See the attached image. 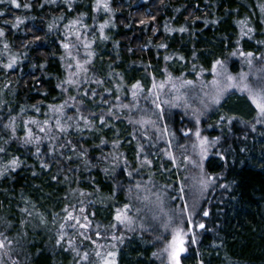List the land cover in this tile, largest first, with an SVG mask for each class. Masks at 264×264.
<instances>
[{"label":"trees","instance_id":"16d2710c","mask_svg":"<svg viewBox=\"0 0 264 264\" xmlns=\"http://www.w3.org/2000/svg\"><path fill=\"white\" fill-rule=\"evenodd\" d=\"M18 2L21 8L0 5L4 11L0 30L9 49L22 59L15 68L1 69L2 77L9 80L3 95L5 103L11 104V116L23 106H38L45 111L64 105V38L49 30L48 22L52 16L75 17L87 9L83 2H76L71 10L48 6L44 0ZM25 4L30 7L25 8ZM111 4L115 27L110 48L99 49L90 74L93 81H102L93 93L104 101L108 99V103L93 109L83 95L82 110L91 121L90 126L63 133L40 132L36 135L39 144H25L22 136L10 138L8 133L0 139V147L6 150L0 159L7 163L19 157L21 161L15 172L0 178V237H7L14 250L22 253L17 262L23 258L29 264H67L77 257L71 256V250L64 251L65 242L57 244L65 208L75 210V215L87 216L95 227H109L115 221L117 208L133 203V209H144L143 204L136 205L137 199L148 195L140 187L153 180L168 185V194L174 195L177 202L169 204L179 215L183 214L187 252L181 255V264H264V130L248 132L246 125L255 122L251 108L240 105L231 109L223 102L206 113L207 117L201 116L199 124L186 120L176 110L165 116L166 123L158 119L157 124L166 125L182 145L186 142L183 133L189 130L188 136L195 137L198 129L201 138L215 141L220 136L222 140L221 150L210 149L204 161V174L207 178L217 176L218 184L209 183L199 207L192 208L184 201L189 194L188 183L182 184L181 192L180 177L165 154L167 145L140 123L126 122L116 110L113 96L104 93L114 85L106 75H121L126 84L134 78L144 80L145 69L160 79L171 70L177 74L200 68L209 74L216 60H229L235 72L231 56L238 50L254 53L252 65L261 66L264 0H112ZM18 18L27 20L14 27ZM239 21H246L254 29L249 34L251 39L241 38ZM180 28L187 30L180 32ZM162 42L165 53L156 49ZM86 91L90 92L85 88ZM126 101L121 105H126ZM142 111L148 115L145 109ZM42 116L46 117L39 115ZM222 116H226L224 120L219 118ZM228 117L242 119L245 125L239 126L237 120L228 124ZM101 118L104 124L100 123ZM108 155L114 162L117 157L111 167ZM145 160L151 163H143ZM136 184L140 187L136 188ZM80 207L85 208L83 214L78 211ZM204 211L209 215L204 216ZM185 215L191 217V224ZM143 217H136L135 229L120 243L117 264H163L159 253L171 233L161 230L153 234L152 226H143L151 221ZM28 222L33 229L39 225V230L31 229ZM201 223L205 225L203 229L198 227ZM192 234L195 244L191 243Z\"/></svg>","mask_w":264,"mask_h":264},{"label":"rangeland","instance_id":"374dc122","mask_svg":"<svg viewBox=\"0 0 264 264\" xmlns=\"http://www.w3.org/2000/svg\"><path fill=\"white\" fill-rule=\"evenodd\" d=\"M112 0H108L110 11H105L104 9H100L99 11L95 10L96 0H55L53 3L52 0H44L45 4L48 6H63L67 9L71 10L72 6L75 5L76 2H83L85 3V7L87 8L85 11L82 10V12L78 13L75 17H69L66 18L65 16H52L51 19L48 22V28L54 33H60L62 37L64 38V43H71L74 40L73 33L75 31H80L82 35V39L91 44V48L85 49L83 46L80 47L79 52H76L75 54L79 57L81 62H83L85 59H90L91 63L86 65V67L89 69L86 76L88 82H83L85 79L84 74H81L79 77H73L75 80L80 81L75 87L68 86L64 84L63 91H64V108L62 110V114L60 112L53 111V109L45 110L43 111L41 107L35 106H23L20 109H18V113H16L14 116H11V104L5 103L4 99V93L8 87L9 80L8 78H4L1 75V69H10L6 67L8 64H12V68H15L18 64L20 57L18 54L16 55L14 52L9 49V43L4 38V36H0V139H3V134L8 133L10 138H13L15 136H24L26 135V129L31 128L34 135H38L40 133L38 127L33 124H29L28 121L35 120L40 123L41 126L45 127V131L51 132L52 131H58L55 127V121L56 119H60L61 123L64 124L69 130H78L81 128V126H86L83 124V121H79V124L77 125V120L80 115L86 116V112L82 110V108H85V103H83V99L85 100L83 93L85 91V88L88 89L89 95L86 96L87 99L92 103L93 109L95 107L99 108L102 105L108 103V99L105 101L102 100V97H98L97 94L93 93L95 89L98 88L97 83H92L93 78L90 76L91 74V65L94 63V58L97 56L99 57V49H103L106 51V49H109V45L111 44L112 39V29H114V10L112 8L111 4ZM5 4H10L8 0H6ZM1 5V4H0ZM21 8V7H20ZM0 12H3L0 10ZM20 20L23 21V23L26 22V18H20ZM73 20H79L80 22L76 25L74 29H67V25L73 21ZM23 23H20L19 27ZM106 25V27L103 29V34H101L100 31V25ZM15 25V24H14ZM254 30V29H253ZM169 33V31H167ZM253 33V32H252ZM103 37H106V39H103ZM71 36L72 40L67 39V37ZM7 45V48L5 47ZM165 45V42H162L156 46L157 51H166V47L162 46ZM105 48V49H104ZM75 52V50H73ZM92 52L93 55L91 57H87L85 53ZM15 54V55H13ZM231 60L235 62L236 65V71L234 72L229 65V60L225 62V65L227 66L228 72L231 73L233 76H239L240 72L248 73V85L253 90H261L264 89V64L257 67V65H252L251 68L248 67V65L245 63L244 58L239 56V53H237L236 56H231ZM62 62L63 67L65 69V75L63 78V81L67 79L68 77V71L66 70V66L68 64L67 59V53L65 49L63 48V55H62ZM213 65V64H212ZM2 67V68H1ZM146 73L144 76V80H138L137 78L131 79L129 82L124 84V81H122L123 77L121 75L112 76V75H106L110 76V78L113 79L114 85L113 87H110V90H106L104 93L106 95H109L110 97L113 96L112 101L116 105V110L118 112L122 113L126 119V122H138L140 123L141 127H144V129L148 132H153L158 136V141L163 142V145H167V148L165 150V154L167 157H169V153L175 157V162H173L171 159L172 166L176 169L174 171L177 175L180 177V184H187L189 186V194H187L186 199H184L185 203H187L190 207L193 208V206L196 205V207H199L201 199L203 195L205 194V191L201 195L199 193V184L198 181L201 176L207 179L206 175L204 174L205 168H204V161L206 158L202 159L200 156V148L199 146L193 148L192 146L199 145L196 141L195 137L192 136H185L186 142L182 145L178 143L174 138V135L172 131L164 126H159L157 124L158 119H161L162 123H166L165 116L172 113L174 110L181 113L183 117H185L186 120H191L194 122V124L197 121V118L200 120L201 116H204L206 113L208 114L209 111L217 108L219 105H221L223 102L228 103L231 109H235V106L240 105H248L252 111L251 115L255 118L254 124H248L246 125L248 127V132L254 133L257 130L261 131L264 130V120H258L257 117V111L255 110V107L251 104V101L248 99L247 95L244 93H241L240 91H237L236 89H231L228 92H226L221 99V103L219 105H214L211 103V94L213 93V89L211 87V81L213 80V74H212V66L209 71V74H205L203 69L196 68V69H190L188 72H180V73H173L171 70L170 74H166L162 79L159 77L156 78L153 75H150L152 73L151 70L145 69ZM219 71V69H218ZM105 73V72H104ZM111 73V72H109ZM190 73V74H187ZM112 74V73H111ZM194 74V75H192ZM205 74V75H203ZM192 75V76H191ZM171 76L173 81H176L179 83L180 80H191L192 86H188L185 88H181L179 95L181 96V99L176 101L173 99L174 93L171 92L170 87H165L163 91L159 92L160 100H172L173 103L177 104L176 107H172L169 104H161V108L163 109V113L161 114L160 110L155 107V105L151 102L152 100V94H151V88L153 83V77L155 78L156 83H160L163 81H166L168 77ZM223 80V77L220 78ZM62 81V84H63ZM139 82L141 85L142 91L137 90V95L135 99L133 98V85ZM124 84V87H123ZM93 85V88L92 86ZM64 89H67L65 91ZM79 89V91L77 90ZM84 90V91H83ZM87 92V91H86ZM205 93H208V95H205ZM112 95V96H111ZM109 97V98H110ZM95 99V100H94ZM126 99V106L121 103L123 100ZM65 101L68 103L65 104ZM82 105L81 104V102ZM89 102V103H90ZM94 103V104H93ZM98 103V104H97ZM207 105V107H205ZM60 106V105H59ZM59 106L57 108H59ZM71 106V107H70ZM67 107V108H66ZM76 108L80 109V112H76ZM38 109V110H37ZM142 109H145L148 112V115H146V112H143ZM13 114V113H12ZM45 114L46 117L42 116L41 118L39 115ZM206 114V115H207ZM100 115V114H99ZM142 115V116H141ZM205 115V117H207ZM250 115V116H251ZM71 117V119H69ZM224 117V116H223ZM226 117V116H225ZM252 117V118H253ZM204 120V117H202ZM221 118V117H219ZM250 118V119H252ZM231 119V121L237 120L239 123V126H244L245 124L242 123V119H239L237 117H228L227 120ZM202 120V119H201ZM248 120V119H246ZM47 121V125L44 124V122ZM228 122V121H227ZM159 123V122H158ZM230 124V123H228ZM8 125H11V127H7ZM167 129V131H164V129ZM14 129V131H13ZM229 131V130H228ZM59 132V131H58ZM264 133V131H261ZM149 137V133H147ZM201 135V133H200ZM264 136V135H262ZM208 140L207 144V153H209L210 149H214L215 147H219V151L222 147V140L220 136L217 137L215 141H212L211 138L206 137ZM218 145V146H216ZM107 147V145L105 144ZM110 147H114V145H110ZM183 151H182V150ZM112 153H115L112 151ZM185 153V154H184ZM208 154H206V157ZM4 157V156H3ZM2 157V158H3ZM110 155H108V161L110 162L109 167L113 163L117 161V157L113 156V158H116V161L114 162L113 159L109 158ZM108 162V164H109ZM4 162L3 159H0V165H2ZM83 163V162H82ZM197 165H200V167H197ZM113 166V165H112ZM114 168V167H113ZM88 169V168H87ZM215 180L210 182L211 186H214L218 184V178L217 176H214ZM91 183V181H90ZM165 185V186H164ZM166 186L167 184H163L162 182L158 181L157 183H153L152 181H146L144 182L140 189L146 190L147 197L143 199H137L136 205H142L144 206V209L141 207L133 209V203H131V211L129 212V215L133 218L134 222H137L136 217L144 216L146 220H149L151 222H146L144 228H147L149 225L152 226V232L159 233L161 230L166 231L162 224L167 218H171L172 225H176L178 221L183 220V214H180L173 209L174 206H171L169 204V201L171 204H177L174 195H169L167 192ZM157 194L159 195V201L157 200ZM200 201V202H199ZM139 202V203H138ZM137 205V206H138ZM172 207V208H171ZM121 209L123 206L120 207ZM161 208L163 211H161ZM164 213H167V217H165ZM158 217L154 219L153 217ZM187 218L189 217L188 215ZM143 217V218H144ZM184 221V220H183ZM30 223V222H28ZM113 224H116L117 226L115 228L112 227ZM112 225L103 227L99 226V231L101 233V236L98 238L94 235L95 230L97 227H95L93 224H90V227L87 229V232L89 235L92 236V240H95L96 243H92L91 240H86L80 237L79 235H74V230L70 231V233L65 236V245H67L66 241L68 238V235H71L72 238L75 241V247L80 251L81 256L77 257L75 255V252L71 250V256L77 257L76 260H71L67 264H102V261L95 256V252L99 250L102 255L106 254L108 251H116L118 254V248L120 245V241L116 240L113 241L110 237L111 235L115 234L116 236H122L123 238L132 230L135 229V224L133 223L129 230L128 226L120 225L116 221L113 222ZM30 228L32 223L29 224ZM183 226V223L180 225ZM44 227V226H43ZM142 227V226H141ZM40 226L38 225L33 230H39ZM140 229L138 228V231ZM81 232H84L85 229H80ZM142 232H146V229H141ZM170 232L171 230H167L166 233ZM24 234V232H23ZM26 237V235H25ZM154 237V235H153ZM0 239H2L0 237ZM171 240V234L169 238H167L164 247L162 248L161 252L159 253V259L163 264H169L167 253H165L163 250L167 246V244ZM96 244L104 245L103 248L97 249ZM115 244L116 247L113 249L111 245ZM22 249V248H21ZM88 252L89 258L87 261L82 259L83 253ZM7 253L5 254L4 250H0V258L3 259L4 264H12L13 261L16 262V264H29L26 261H24L23 258L18 259V262L16 261L17 257L20 256L22 253L20 251L14 250V248L11 246L9 249H7ZM11 254H15V256L10 257ZM10 257V258H9ZM116 262H117V256H116Z\"/></svg>","mask_w":264,"mask_h":264},{"label":"snow or ice","instance_id":"6c2138e0","mask_svg":"<svg viewBox=\"0 0 264 264\" xmlns=\"http://www.w3.org/2000/svg\"><path fill=\"white\" fill-rule=\"evenodd\" d=\"M6 2V0H0V4H4ZM8 2L16 7V8H20L21 4L18 2V0H8ZM47 2V0H46ZM52 2L54 3L55 0H52ZM25 8H29L30 5L25 4L24 5ZM104 9L105 11H110L109 8V4H108V0H96V5H95V10L99 11L100 9ZM262 11H264V8H262ZM4 13L0 12V16H3ZM79 20H73L71 21L68 25H67V29L71 30L74 29L76 27V25L79 23ZM20 23H23L22 20H20L19 18L16 20L15 25L14 26H18ZM239 25L241 26V38H243L244 36H247L248 39H251V35H249L250 33L253 32V29L249 26H247L246 21H239L238 22ZM100 31L101 34H103V29L106 27V25L101 24L100 26ZM187 29L186 28H180L178 31L180 32H185ZM4 33L2 30H0V36H3ZM74 35V40L71 43H64L63 47L67 53V59H68V64L66 66V70L68 71V77L67 79H65L63 81V84H66L68 86H72L75 87L78 83H80V81L75 80L73 77H79L81 76V74H84L85 79L83 82L87 83V72H88V68L86 67V65L91 63L90 59H85L83 62H81V60L79 59V57L75 54L76 52H79V49L81 46H83L85 49L91 48V44L85 42L82 39V35L80 31H75L73 33ZM103 39H106V37H103ZM67 39L72 40V37L69 36L67 37ZM237 43H239V41H237ZM164 47H166V45H162ZM5 47L7 48V45H5ZM75 50V52L73 51ZM239 56L244 58L245 63L248 65L249 68L252 67V58L254 56V53L252 52H243L238 50ZM85 55L87 57H91L93 55L92 52H87L85 53ZM233 56L237 55V52H233L232 53ZM182 59V58H181ZM257 59H260V57H257ZM6 67L11 68L12 64H8L6 65ZM219 69V71H218ZM212 74H213V80L211 81V87L214 90L213 93L211 94V103L214 105H219L221 103V99L223 98L224 94L226 92H228L231 89H236L237 91H240L241 93H244L247 95L248 99L251 101V104L255 107V110L257 111V117L258 120H264V89L261 90H253L247 83L248 80V73L245 72H240L239 76H233L231 73L228 72L227 66L225 65L224 61L221 60H216L215 63L212 65ZM223 77V80H221L220 78ZM94 83L100 84L102 83V81L99 80H95L93 81ZM188 86H192V81L191 80H180L179 83H177L176 81H173L172 77L169 76L168 79L166 81L160 82V83H156L155 82V78L153 77V83H152V88H151V94H152V100L151 102L155 105V107L157 109L160 110L161 114L163 113V109L161 108V104H169L172 107H176L177 104L173 103L172 100H164L161 101L160 100V95L159 92L163 91L165 89V87H170V90L172 93L176 94L174 95L173 99L178 101L181 99V96L179 95L180 89L181 88H185ZM58 87H61V85H58ZM133 98L135 99L136 95H137V90L142 91L141 85L139 84V82H137L136 84H134L133 86ZM65 91H67V89H64ZM79 91V89H77ZM83 95L88 96L89 93L88 92H84ZM110 95V94H109ZM205 95H208V93H205ZM68 102L65 101V104H67ZM51 107V106H50ZM125 107H127L125 105ZM207 107V105L205 106ZM64 108V105H60L59 108H55L53 109V111L56 112H60L62 114V110ZM38 110V109H37ZM76 112L79 113L80 109L76 108ZM69 119H71V117H69ZM225 117H221V120H224ZM83 121V123L85 125H89L91 124V121L83 116L80 115L78 120H77V125L79 124V121ZM29 124H33L36 125L39 129L40 132H45V127L41 126L40 123L38 121L35 120H31L28 121ZM101 124H104L105 121L101 118L100 120ZM197 124H199V119L197 118L196 121ZM228 123H231V119L228 120ZM45 125H47V121L44 122ZM7 127H11V125H8ZM55 127L57 128V130L59 132H66L68 131V128L61 123L60 119H56L55 121ZM14 131V129H13ZM164 131H167V129L165 128ZM190 131V130H189ZM189 131H185L183 134L185 136L189 135ZM195 137L197 138V140H199V145H193L192 147L195 148L197 146H199L200 148V156L202 159L206 158V154H207V144H208V140L206 137L201 138L200 135V131L197 129L194 132ZM39 137H36L32 131L31 128H27L26 129V135L23 138V141L25 144H30V143H37L39 144ZM70 143V141H69ZM5 148L4 147H0V154L5 153ZM73 151H75V149H73ZM37 155H39V148H37ZM70 159V157H69ZM169 159H171L173 162H175V157L172 156L169 153ZM143 163H148L150 164V161H143ZM21 167V161L19 159V157H13L11 160H9L7 163H3L2 165H0V178L4 177L5 175H7L8 172H15L17 170V168ZM41 167H47L46 165L42 164ZM197 167H200V165H197ZM35 175V173H33ZM129 176H131V173H129ZM215 178L214 177H210V178H204L203 176L200 177L198 184H199V193L202 195L203 192L205 190H207L209 183L214 181ZM136 188H139L140 185L136 184L135 185ZM129 191H131V189H129ZM180 191L183 192L184 188L181 185L180 187ZM157 200L159 201V195L157 194ZM185 208H187V205H185ZM25 211H27L25 209ZM65 212V216L63 217L64 223L60 224V231H59V236H58V240H57V244L59 245L62 242H65V236L68 234V232L70 230H74V235H79L80 237H82L83 239L86 240H91L92 243H96L95 240H92V236L88 234L87 229L90 227V221H88V217L87 216H78L74 214V211H69L68 208H65L63 210ZM79 213L83 214L85 212V208L84 207H80L78 209ZM131 211V205L129 204H125L123 206V208H117L116 209V213L114 216V220L120 224V225H124V226H128L129 230H131L130 226L134 223L133 218L129 215V212ZM161 211L162 208H161ZM165 217H167V213H164ZM204 216H208L209 213L207 211L203 212ZM154 219L158 218V217H153ZM42 222H43V218H41ZM188 222L189 224H191V217H188ZM183 223V220L178 221V223L176 225H172V221L171 218H167L162 226L163 228L167 231V230H171V240L170 242L167 244V246L164 248V252L167 253V258L169 261V264H181V255L187 252V248L185 247L187 240H186V236L187 233L185 232V229L180 226ZM117 225L113 224L112 227L115 228ZM198 227L200 229H203L205 227V225L203 223L199 224ZM80 229H85L84 232H81ZM3 233H0V236H2ZM94 235L96 237H100L101 233L99 231V226H97V229L94 232ZM113 241L119 240L121 243L123 242V237L122 236H116L115 234L111 235L110 237ZM67 247L64 248V251H69L72 250L75 252V255L77 257L81 256L80 251L75 247V241L72 238L71 235H68L67 238ZM191 243L195 244L196 243V238H195V234H192V239H191ZM11 247V242L7 241V237H4V239H0V250H4L5 254L7 253V249H9ZM104 245H100V244H96V248L100 249L103 248ZM111 247L114 249L116 247L115 244L111 245ZM95 256L98 257L101 261L102 264H117L116 262V256H117V252L116 251H108L106 254L102 255L101 252L99 250H97L95 252ZM89 258V253L88 252H84L82 259L87 261ZM0 264H4V261L2 258H0ZM13 264H16L15 261H13Z\"/></svg>","mask_w":264,"mask_h":264}]
</instances>
